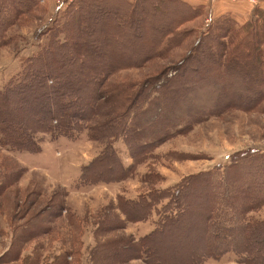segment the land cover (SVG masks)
Segmentation results:
<instances>
[{
    "label": "rangeland",
    "instance_id": "obj_1",
    "mask_svg": "<svg viewBox=\"0 0 264 264\" xmlns=\"http://www.w3.org/2000/svg\"><path fill=\"white\" fill-rule=\"evenodd\" d=\"M71 1L0 0V17L8 20L0 29V87L39 48L38 29L60 20ZM171 1H159L151 13L157 0H88L105 8L88 14L92 20L106 10L113 18L117 12L123 20L149 19L142 20L144 33L135 23L120 31L110 23L120 36H112L118 45L109 44L112 61L121 65L104 86L121 85L131 99L124 128L134 127L138 107L146 110L176 89L177 67L207 25L223 15L240 25L254 9L264 10V0ZM135 2L142 7L138 16L127 7ZM235 81L223 84L224 96L241 104L204 111L195 100L206 95H179L182 115L172 114L166 128L154 119L150 127L162 132L155 139L133 138L120 128L109 130V138H91L97 115L67 136L55 126L49 132L28 123L36 152L0 147V171L8 175L0 184V264H53L63 255L67 264H264L258 236L264 229L258 226L264 221V97L247 100L251 92H235L243 83ZM250 84L264 87V79ZM98 102L108 103V95ZM187 102L198 105L195 115L185 110ZM106 119L113 121L110 114ZM128 205L141 207V219L126 216L132 215ZM22 229L34 237L17 261L6 262ZM154 230L147 243L143 237ZM175 251L189 259L175 260Z\"/></svg>",
    "mask_w": 264,
    "mask_h": 264
},
{
    "label": "trees",
    "instance_id": "obj_2",
    "mask_svg": "<svg viewBox=\"0 0 264 264\" xmlns=\"http://www.w3.org/2000/svg\"><path fill=\"white\" fill-rule=\"evenodd\" d=\"M157 1L158 4H155L151 13L158 11L157 5L161 6L162 2L159 3L161 0ZM67 4L60 20L55 19L38 29L34 38L41 42L39 48L32 57L22 63L18 74L0 87V147L36 152L38 147L33 141L35 138L33 127L29 128L28 123L49 132L53 131L52 127L55 126L54 130L67 136L70 131L82 128L92 115H97L98 121L97 126L91 127L89 137L96 140L109 138L113 133L106 137L107 132L118 128L119 133L130 134L133 138H139L146 133L155 139L162 132H157L156 126L150 127L154 119L158 120V124L166 122L162 124V128H166L171 125L167 121H170L168 119L172 114L182 115V106L177 102L179 95L186 98L191 94H196V97L206 95L204 100L199 98L195 100V103L202 104L200 109L204 111L213 108L217 111L223 110L230 101L241 104L239 100L230 99L227 94L224 96L226 86L223 84L230 80L233 81L232 84H236V79L243 82L242 86L236 87L234 91L251 92L252 95H249L247 100H259L264 97L263 86L255 87L250 84L264 79V10L256 8L250 18L240 25H236L229 15H223L211 25H207V31L197 37L195 45L177 67L182 74L179 77L180 81L176 80L172 85L173 88L176 84V89L166 95H160L161 98H157L146 110H140L138 107V111L133 115L137 120L134 127L124 128L123 122L127 115L124 109L128 107L127 103L131 99L119 87L121 85L110 88L104 86L109 74L121 65L112 61L109 44L118 45L119 43L113 42L112 36L118 39L120 36L111 29L114 26L120 31L123 26L130 27L135 23L136 26L133 28L144 33L148 27L142 20L149 22V19L144 17L140 21L136 17L137 22L132 18L123 20L117 12H113L115 15L113 18L106 10L100 13L96 20H92L95 18H88V14L97 15L96 10L105 8L88 4V0H72ZM137 4L138 2L127 3V7H131V13L138 16L142 7L136 6ZM116 9L114 7V10ZM112 21L114 24L110 28ZM6 22L8 20L2 19L1 16V30H4ZM131 31L134 37V31L132 29ZM167 31L163 33L162 38ZM3 43V39L0 38V45ZM119 58L117 56L116 59ZM189 75L196 78L186 77ZM153 83L154 81L151 82ZM106 94L108 103H99L98 101L104 99ZM212 98L217 99L215 105L211 104ZM195 103L187 102L185 110H191L195 115L199 110ZM107 114L112 116L113 121L106 119ZM167 132L164 131L162 135L165 136ZM111 157H114L113 153ZM6 180L8 175L0 171V184ZM127 207L132 211V215L126 211L128 218L141 219L142 215L138 212L141 207L138 208V205ZM260 223L258 226L263 227L264 221ZM163 231L165 232L160 229V232ZM157 233L156 230L151 231L143 238L147 243H153L151 236ZM258 236L264 238V229ZM33 237V232L22 229L20 235L11 241L8 251L10 255L6 262L17 261L23 244ZM177 252H174L175 260H182L181 257L189 259L182 251ZM29 260V256L24 257L25 262ZM38 261L35 259L30 264H39ZM53 264H67L65 256H61Z\"/></svg>",
    "mask_w": 264,
    "mask_h": 264
},
{
    "label": "crops",
    "instance_id": "obj_3",
    "mask_svg": "<svg viewBox=\"0 0 264 264\" xmlns=\"http://www.w3.org/2000/svg\"><path fill=\"white\" fill-rule=\"evenodd\" d=\"M64 163V162H63Z\"/></svg>",
    "mask_w": 264,
    "mask_h": 264
}]
</instances>
